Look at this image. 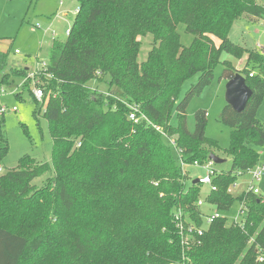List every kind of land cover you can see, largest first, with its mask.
I'll list each match as a JSON object with an SVG mask.
<instances>
[{"label": "trees", "instance_id": "trees-1", "mask_svg": "<svg viewBox=\"0 0 264 264\" xmlns=\"http://www.w3.org/2000/svg\"><path fill=\"white\" fill-rule=\"evenodd\" d=\"M244 14L264 18V5L79 0L69 36L50 43L48 65L40 74L44 103L35 98V116L45 105L52 161L25 154L17 168L0 175V264H264L258 260L264 251V196L228 192L257 164L256 146L264 144V124L257 116L264 101V53L229 36ZM180 24L194 36L189 45L182 43ZM147 34L153 36L152 48L140 63V37ZM10 52L0 50V87L29 72L8 68ZM225 53L247 55L244 68L223 59ZM218 64L227 80L244 75L252 96L240 112L227 103L221 111L222 122L232 128L224 149L231 169L217 173L216 189L205 200L220 211L241 203L247 210L243 225L221 216L204 235L188 236L184 244L175 211L182 209L202 224L201 184L193 181L186 188L187 173L161 131L175 137L188 165L203 164L221 150L206 137V110L196 111L194 131L187 124L189 102L213 81ZM195 75L198 81L181 98L184 83ZM94 79L106 82L108 91L89 86ZM133 105L139 107L138 121L130 118ZM8 150L4 113L0 164ZM47 173L38 187L34 180Z\"/></svg>", "mask_w": 264, "mask_h": 264}, {"label": "rangeland", "instance_id": "rangeland-1", "mask_svg": "<svg viewBox=\"0 0 264 264\" xmlns=\"http://www.w3.org/2000/svg\"><path fill=\"white\" fill-rule=\"evenodd\" d=\"M255 1L264 5L263 0ZM78 6L79 0H0V50L7 51L11 48L8 56V68H27L29 72H36L41 62H48L50 42L53 39L67 38L66 31L76 18ZM250 17V15L244 14L236 19L229 36L236 44L251 50L262 48V51L264 49V18L256 17L255 19L252 17L251 19ZM178 31L181 34L182 43L189 45L194 36L185 32L183 24L178 26ZM140 39L142 46L138 54V61L141 63L147 59L148 52L152 48L153 36L147 34ZM257 45L261 48H258ZM15 49L20 52L15 53ZM222 58L230 60L233 66L239 70L244 68L247 61V55L238 58L225 53ZM223 68V64H218L215 68L213 81L201 94L193 97L189 102L187 124L189 130L194 131L196 111L198 109L207 111L206 137L217 141L221 147V150L217 151V155L225 160L223 163L215 164V168L219 171H228L231 169V158L224 154V149L230 146L232 128L221 120V111L226 104L227 84V80L222 77ZM198 77L199 75H195L184 83L181 98L185 96L191 85L198 81ZM23 81L24 78L14 77L9 84L1 86L5 92L0 93V107L7 106L5 133L8 138L9 150L0 164V168H2L0 175L17 168L20 159L25 154H29L38 162L52 161L53 141L49 123L43 115L45 105L35 116L34 109L37 98L30 80ZM25 84L26 87H24ZM88 85L93 88L99 86L100 89L108 91L107 83L97 79L89 81ZM37 101L40 102L39 99ZM257 116L264 124V101L259 107ZM176 123L177 115L174 111L171 124L176 125ZM165 141L167 142V140ZM174 149L173 152L178 157ZM256 149L259 154L257 165L262 166L264 165V144L257 145ZM184 170L187 173L186 188L200 176L207 174L205 168L190 164L185 165ZM47 176L49 173L35 179L34 183L38 187L43 186L47 181ZM248 181L249 175L240 177L235 182V186H232L233 195L242 192L247 187ZM258 186L261 195L264 196V173ZM210 192V186L201 185L200 197L202 199L206 198ZM238 206V204H234L230 210L219 212L226 216L229 222H232L238 216ZM203 209L207 212L216 211L213 206H204Z\"/></svg>", "mask_w": 264, "mask_h": 264}, {"label": "built area", "instance_id": "built-area-1", "mask_svg": "<svg viewBox=\"0 0 264 264\" xmlns=\"http://www.w3.org/2000/svg\"><path fill=\"white\" fill-rule=\"evenodd\" d=\"M77 12H78V8L76 10V14H77ZM70 31H71V27L69 29H67V31H66L67 36H69ZM19 52L20 51L18 49H15V53H19ZM47 65H48V62H45V61L41 62L39 69L36 72H29L27 77H25L24 81H23V82H25L27 80H30V83L32 84L31 86L33 87V92H34L36 98L39 99L40 103H44V87L42 86L40 74L42 72L44 73V70L46 69ZM45 74H47V73H45ZM253 75H254V72H251L250 76H253ZM47 76H50V74H47ZM3 92H5V90L1 87L0 93H3ZM138 109H139L138 105H133L132 106V112L130 113V118L134 119L135 121H138L140 119L139 117H137ZM6 110H7V106H1L0 107V114H4ZM14 110H16L15 107H14ZM157 129L161 130L160 127H157ZM161 132L166 137H168L169 142L175 148L176 153H177L178 158H179V162L184 169V166L188 165V164H186L183 161L182 156H181V149H179L177 147L175 138L169 137L166 134V132H163V131H161ZM192 165L201 166L207 170L206 175L199 177L198 183H200L201 185L210 186V191L215 190L216 186L214 185V178L218 175L217 173H219V170L215 168L214 161L209 159L207 162H205L203 164L199 163L198 161H195ZM1 171H2V168H0V173H1ZM263 173H264V165L258 166L257 164L255 166L249 168L247 171H245V173H243L242 176L249 175V181H248L247 187L243 191H247V192L251 191L257 195H261V191L259 189L258 183L261 181V177H262ZM234 184L229 186L228 192L232 193V186ZM197 205L202 210L200 216L203 218V222L201 225H198L195 221H193L190 218L189 214L184 213L182 209L178 208V210L175 211V218H176L177 226H178L181 234H183L184 241H182V242L184 244L188 243L187 242V240L189 238L188 236H191V235L202 236V235H204V233L207 231V229L209 228V226L211 225V223L215 219L220 218L221 216H224L219 212L220 210L217 209V207L215 205L206 202L205 198L202 199L200 197L197 201ZM238 205H239L238 206V216L236 219H234V221L229 222V223L243 225L244 224L243 218L246 214L247 207H246L245 203H241ZM204 206H213L216 209V211L215 212H207L203 209ZM184 232H186V234H184ZM258 260L261 262H264V251H262V250L259 251ZM169 264H188V263L186 261H181V262H171Z\"/></svg>", "mask_w": 264, "mask_h": 264}, {"label": "water", "instance_id": "water-1", "mask_svg": "<svg viewBox=\"0 0 264 264\" xmlns=\"http://www.w3.org/2000/svg\"><path fill=\"white\" fill-rule=\"evenodd\" d=\"M252 96V89L247 85L246 78L241 73H236L234 77L227 80L225 98L226 103L240 112L242 111ZM209 158L215 164L223 163L225 160L217 154L211 153ZM198 182V179L194 181Z\"/></svg>", "mask_w": 264, "mask_h": 264}, {"label": "crops", "instance_id": "crops-1", "mask_svg": "<svg viewBox=\"0 0 264 264\" xmlns=\"http://www.w3.org/2000/svg\"><path fill=\"white\" fill-rule=\"evenodd\" d=\"M251 19H252V17H250ZM253 18H255L256 19V17H253ZM51 43V42H50ZM49 46H50V44H49ZM257 47L259 48V45H257ZM261 51V50H260ZM262 52L264 53V49L262 50ZM28 71H29V69H28ZM227 80V79H226ZM243 191V190H242Z\"/></svg>", "mask_w": 264, "mask_h": 264}]
</instances>
